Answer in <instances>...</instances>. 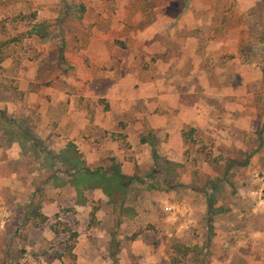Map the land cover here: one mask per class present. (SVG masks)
Returning a JSON list of instances; mask_svg holds the SVG:
<instances>
[{"label":"rangeland","instance_id":"rangeland-1","mask_svg":"<svg viewBox=\"0 0 264 264\" xmlns=\"http://www.w3.org/2000/svg\"><path fill=\"white\" fill-rule=\"evenodd\" d=\"M0 109V264H264V0H0Z\"/></svg>","mask_w":264,"mask_h":264},{"label":"trees","instance_id":"trees-1","mask_svg":"<svg viewBox=\"0 0 264 264\" xmlns=\"http://www.w3.org/2000/svg\"><path fill=\"white\" fill-rule=\"evenodd\" d=\"M32 33H36L38 34L42 40L46 41L47 39H49L52 34L53 31H49L48 28V24H46L45 22L43 23H39V24H35V26L32 29ZM20 126L16 123V120L14 118H12L11 116H9L8 111L6 109H0V132H3L5 135H7L8 137H13L17 131V129H19ZM76 149L73 148L72 146H70L69 151V159H67V157L65 159H67L69 162L72 163V166L74 169H77V173L79 175H82V177H86V174L84 173V171H88V168L86 166H84V163L81 162V160H79V155L78 153L75 151ZM121 175H115L114 176V181H112L111 179L109 180L110 182L107 183V180H101L102 176L98 177L99 180H101V182L105 185L104 188H108L110 187V189H114L118 192L120 187H125L124 184H122L120 182L119 183V178ZM105 177V176H104ZM117 183V186H115L114 184ZM79 190L81 191V188H79ZM116 192V193H117ZM83 197V195H82ZM37 206L34 209L32 208L30 211V213H32L31 215L33 216L34 212H37ZM116 238L114 236L113 238V243L114 246H116ZM113 253H115V251L113 250Z\"/></svg>","mask_w":264,"mask_h":264}]
</instances>
